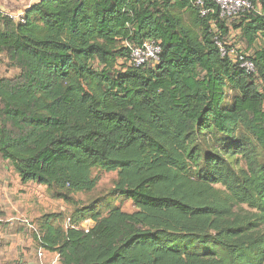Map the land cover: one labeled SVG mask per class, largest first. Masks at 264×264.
<instances>
[{"label": "trees", "instance_id": "1", "mask_svg": "<svg viewBox=\"0 0 264 264\" xmlns=\"http://www.w3.org/2000/svg\"><path fill=\"white\" fill-rule=\"evenodd\" d=\"M249 1L233 21L211 0L0 12V158L73 206L37 221L38 248L59 264H264V0ZM149 41L159 63L133 67ZM95 170L117 181L80 205Z\"/></svg>", "mask_w": 264, "mask_h": 264}, {"label": "rangeland", "instance_id": "2", "mask_svg": "<svg viewBox=\"0 0 264 264\" xmlns=\"http://www.w3.org/2000/svg\"><path fill=\"white\" fill-rule=\"evenodd\" d=\"M4 3H14V10L9 4V13L24 12L36 0H3ZM2 75L7 71L1 64ZM12 73V74H11ZM94 177L99 182L96 190L90 194L75 197L80 205H85L110 192L118 178L117 172L95 170ZM126 212H134L131 201L123 204ZM73 206L64 201L52 199L45 187L29 183L23 184L12 167L0 158V264H59L57 254L38 248L35 242L37 221L46 214L63 213L68 216ZM91 225L87 222L85 225Z\"/></svg>", "mask_w": 264, "mask_h": 264}, {"label": "built area", "instance_id": "3", "mask_svg": "<svg viewBox=\"0 0 264 264\" xmlns=\"http://www.w3.org/2000/svg\"><path fill=\"white\" fill-rule=\"evenodd\" d=\"M197 5H204V0H194ZM220 8L221 18L228 21H233L240 15L254 10L253 4L249 0H211ZM205 15V12H202ZM6 15L14 21L22 22L24 12L17 14L6 13ZM223 55L225 52L221 42L217 43ZM131 58L130 63L133 67L140 68L147 64H157L160 61L162 53L161 46L154 41L145 42L141 46L130 47ZM234 53V50L231 51ZM248 71H254V65L251 62H245L243 64Z\"/></svg>", "mask_w": 264, "mask_h": 264}, {"label": "crops", "instance_id": "4", "mask_svg": "<svg viewBox=\"0 0 264 264\" xmlns=\"http://www.w3.org/2000/svg\"><path fill=\"white\" fill-rule=\"evenodd\" d=\"M9 4H11L10 6H13V8H14V10H16L17 9V7L16 6H14V3H4L3 2V0H0V12H4V13H9V8H8V6H9ZM19 12H21V11H19Z\"/></svg>", "mask_w": 264, "mask_h": 264}]
</instances>
